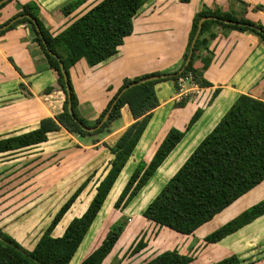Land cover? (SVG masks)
<instances>
[{"label":"trees","instance_id":"obj_1","mask_svg":"<svg viewBox=\"0 0 264 264\" xmlns=\"http://www.w3.org/2000/svg\"><path fill=\"white\" fill-rule=\"evenodd\" d=\"M8 1L11 0L1 2L0 8ZM147 1L99 0L55 35L43 25L39 18L38 4L34 1L19 4V10L8 20L0 23V34L19 23L30 25L34 32L33 40L40 46L49 68L56 72L57 83L65 95L62 110L53 116L40 119L35 128L0 136V159L27 151L28 148L47 141L50 133L61 129L80 136L110 132V123L121 116V108L124 105L127 106L133 119L113 145L108 147L113 157L106 172L96 184L85 209L79 215L72 216L60 234H54L55 228L85 189L94 171L84 178L61 203L32 248H24L14 237L0 230V264H70L81 242L94 226L116 179L132 156L152 110L159 105L155 84L172 79L175 81V87L178 88L176 83L178 78L191 73L199 86L210 85L203 79L202 72L212 58L209 44L216 36L212 30L213 26L248 31L256 35L264 44V25L243 15L248 8L244 0L231 1V5H239L240 15L235 10L202 6L192 18L182 66L170 72L169 76H163L169 74L167 72L154 71L125 78L106 107L90 123L78 113L77 98L69 69L81 58H84L88 65L93 66L114 55L124 38L132 33L133 18ZM84 2L85 0H75L63 8V11H69ZM261 7L257 5L252 9L257 10ZM207 16L210 18L202 21L199 34L192 46L198 22L201 17ZM4 25L6 26L3 28ZM191 48L192 52L188 60ZM197 60L201 62L200 67L194 65ZM60 62L63 64L64 74ZM148 77L154 78L141 81ZM65 79L69 85V98ZM134 82L137 83L132 84ZM128 85L130 86L121 92ZM69 102L73 116L68 109ZM107 112V119L97 129L88 131L83 128V126H96ZM199 114V111L193 114L185 130L170 128L148 162H137L116 196L112 208L122 211L127 207L148 184ZM97 141L98 139L95 138L94 142ZM263 180L264 100L241 94L213 129L198 142L161 185L152 199L142 207L141 215L159 228H167L183 235H193ZM262 216H264V198L214 225L213 228L203 227L206 230L203 240L208 244L218 243ZM122 233L123 224L119 221L110 223L102 238L97 239L95 233L78 264H103L119 242ZM145 247L146 244L141 236L134 242L129 254L141 252ZM192 261L193 257L188 253H181L176 248H172L152 255L141 264H189ZM208 264L244 263L236 253H230Z\"/></svg>","mask_w":264,"mask_h":264},{"label":"crops","instance_id":"obj_2","mask_svg":"<svg viewBox=\"0 0 264 264\" xmlns=\"http://www.w3.org/2000/svg\"><path fill=\"white\" fill-rule=\"evenodd\" d=\"M29 1L38 4L40 20L55 35L99 0H85L66 12L63 8L75 0H11L0 8V23L13 16L19 10V4ZM231 1L148 0L133 18L132 33L124 38L114 55L93 66L81 58L70 67L79 115L88 121L95 120L125 78L178 70L183 63L194 14L202 6L239 13V5H231ZM244 1L248 8L243 15L264 25V0ZM257 5L262 6L261 9L253 10ZM212 30L216 33L209 44L212 58L202 72L203 79L210 85L193 88L189 82H183V91L179 92L178 80V88L172 79L156 83L159 105L152 110L125 169L128 166L133 169L139 161L148 162L166 132L170 128L185 130L193 114L199 111V116L156 171L166 181L239 95L264 100V44L248 31L218 26H213ZM33 37L28 23H19L0 34V125L9 130V134L31 130L40 119L60 112L65 98L57 83L56 72L49 68ZM194 65L200 67L201 62L197 60ZM132 121L124 105L121 116L110 123V132L80 136L61 129L50 133L47 141L34 146L33 154L41 161L52 159V165L57 167L64 164L61 169L66 168V171L58 176L56 188L68 183L75 186L88 175L89 169L100 166L104 158L108 160L106 172L113 157L108 147ZM95 138L97 142H94ZM162 179L160 184L165 182Z\"/></svg>","mask_w":264,"mask_h":264},{"label":"rangeland","instance_id":"obj_3","mask_svg":"<svg viewBox=\"0 0 264 264\" xmlns=\"http://www.w3.org/2000/svg\"><path fill=\"white\" fill-rule=\"evenodd\" d=\"M93 121L89 120L90 123ZM7 134L9 130L0 125V136ZM34 152L32 148H28L27 151L0 159V230L14 237L26 249L32 248L52 215L80 184L72 186V183H68L63 187L60 185V189L56 188L58 176L62 175V171H66V168L61 169L64 164L57 167L52 165V159L41 161ZM107 162L104 158L100 166L92 168L95 170L91 180L69 212L63 216L60 225L55 228V235L60 234L71 217L79 214L86 206L96 184L105 173ZM131 167H124L125 170L119 174L94 226L81 242L70 264H78L93 235L97 233V239L102 238L107 226L114 221L123 224V233L103 264H141L152 255L172 248L192 256L193 261L189 264H208L230 253H236L244 264H264V221H260L264 216L218 243L208 244L203 240L205 228H213L214 225L264 198V181L204 224L193 235H183L167 228H159L153 222H147L141 215L140 209L152 199L162 185L160 183L163 176L159 177L157 173L125 210L112 208L116 196L131 174ZM92 169H89L88 175ZM153 192L155 193L152 195ZM141 221L144 222L140 224ZM141 236L146 247L141 252L129 254L134 242Z\"/></svg>","mask_w":264,"mask_h":264},{"label":"water","instance_id":"obj_4","mask_svg":"<svg viewBox=\"0 0 264 264\" xmlns=\"http://www.w3.org/2000/svg\"><path fill=\"white\" fill-rule=\"evenodd\" d=\"M4 0H0V3L1 2H3ZM207 18H210V16H207V17H201L200 18V20H199V22H198V26H197V30H196V32H195V35H194V37H193V40H192V46H193V44H194V42H195V40H196V38H197V36H198V34H199V31H200V29H201V26H202V21L203 20H205V19H207ZM6 25H4V26H2L3 28L5 27ZM36 29L38 30L39 28L36 26ZM191 52H192V48H191V50H190V52H189V56H188V60H189V57H190V55H191ZM60 67H61V70H62V73L64 74V68H63V64L60 62ZM178 73V72H177ZM169 75H171L170 73L169 74H164L163 76H169ZM152 78H154V77H148V78H145V79H143V80H141V81H144V80H148V79H152ZM65 81H66V79H65ZM135 83H137V82H134V83H132V84H135ZM132 84H130V85H132ZM130 85H128V86H126L125 88H123L122 90H121V92L123 91V90H125L127 87H129ZM66 90H67V96H68V98H69V85L67 84V81H66ZM121 92H119V94L118 95H120L121 94ZM68 109H69V112H70V114L73 116V110H72V106H71V103L69 102L68 103ZM107 117H108V112L104 115V117H103V119L96 125V126H93V127H85V126H83V128L85 129V130H88V131H92V130H94V129H97L106 119H107Z\"/></svg>","mask_w":264,"mask_h":264},{"label":"built area","instance_id":"obj_5","mask_svg":"<svg viewBox=\"0 0 264 264\" xmlns=\"http://www.w3.org/2000/svg\"><path fill=\"white\" fill-rule=\"evenodd\" d=\"M183 82H189L193 88H198V84L194 81L191 73L178 78L179 92L183 91Z\"/></svg>","mask_w":264,"mask_h":264}]
</instances>
